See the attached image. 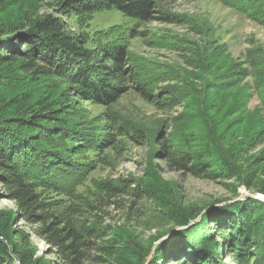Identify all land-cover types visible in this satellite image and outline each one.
Segmentation results:
<instances>
[{
  "label": "rangeland",
  "instance_id": "rangeland-1",
  "mask_svg": "<svg viewBox=\"0 0 264 264\" xmlns=\"http://www.w3.org/2000/svg\"><path fill=\"white\" fill-rule=\"evenodd\" d=\"M162 8L163 18L149 22L113 8L65 18L88 46L124 47L134 74L119 83L112 103L78 100L70 122L83 127L87 146L78 168L57 180L61 188L46 192L67 223L118 233L144 249L153 248L170 211L197 212L190 225L211 201L264 202V193L244 184L258 171L256 183L264 187V0H165ZM51 11L45 1L7 0L2 16L36 19ZM0 87L7 96L26 91L35 98L57 95L64 83L0 69ZM165 146L212 167L226 161L237 176L199 179L171 170L162 159ZM121 183L144 190L146 200L111 189ZM9 207L0 200V209Z\"/></svg>",
  "mask_w": 264,
  "mask_h": 264
},
{
  "label": "trees",
  "instance_id": "trees-1",
  "mask_svg": "<svg viewBox=\"0 0 264 264\" xmlns=\"http://www.w3.org/2000/svg\"><path fill=\"white\" fill-rule=\"evenodd\" d=\"M40 1L54 12L5 21L7 0H0V69L19 71L30 81L54 77L64 83L57 95L35 98L26 91L7 96L0 87V200L13 204L0 209V264H264V202L252 197L204 210L203 219L190 225L197 212L187 217L183 210L170 211L162 217L166 225L159 237L169 224L187 227L147 249L99 227L79 229L54 210L46 192L61 188L57 180L78 168L77 156L88 142L83 127L70 122L78 100L112 103L119 83L134 74L124 47L88 46L65 18L113 8L149 22L163 18L165 0ZM162 159L171 170L199 179L237 176L226 161L212 167L166 146ZM257 174L250 173L244 184L264 193ZM111 189L146 200L144 190L123 183ZM197 228L202 235L196 238ZM32 236L46 248L40 251ZM50 255L53 259H46Z\"/></svg>",
  "mask_w": 264,
  "mask_h": 264
},
{
  "label": "water",
  "instance_id": "water-1",
  "mask_svg": "<svg viewBox=\"0 0 264 264\" xmlns=\"http://www.w3.org/2000/svg\"><path fill=\"white\" fill-rule=\"evenodd\" d=\"M216 206H219V205H216L214 204L212 201L211 202H208L206 203L205 205V210H210ZM174 227L173 224H170L168 227H167V230L165 232H163L160 237L157 239L155 245H158L162 242H164L166 239H168L174 232Z\"/></svg>",
  "mask_w": 264,
  "mask_h": 264
},
{
  "label": "built area",
  "instance_id": "built-area-1",
  "mask_svg": "<svg viewBox=\"0 0 264 264\" xmlns=\"http://www.w3.org/2000/svg\"><path fill=\"white\" fill-rule=\"evenodd\" d=\"M262 197L264 198V195H262Z\"/></svg>",
  "mask_w": 264,
  "mask_h": 264
}]
</instances>
